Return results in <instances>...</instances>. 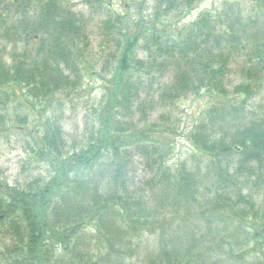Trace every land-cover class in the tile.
<instances>
[{
	"label": "trees",
	"instance_id": "trees-1",
	"mask_svg": "<svg viewBox=\"0 0 264 264\" xmlns=\"http://www.w3.org/2000/svg\"><path fill=\"white\" fill-rule=\"evenodd\" d=\"M3 1L0 0V6ZM30 1L35 0H9L4 15L0 11V37L10 34L19 40L22 36L24 39L39 36L33 41L34 50H14L10 65L0 59V105L6 110L20 94L32 107H40L36 109L39 119L34 125L38 128L32 151L49 168L46 177H38L22 187L0 184V224L8 219V227L17 235L19 263L52 264L56 252L72 253L78 248L83 241L82 231L100 227L106 234L102 257L87 256L70 264H129L133 235L146 228H158L163 233L168 224L167 211L192 209L202 188L211 196L208 198L211 206L200 212H187L183 218L191 216L190 223L195 225L193 217H200L208 228L209 238L210 231L222 234H214L212 242L203 241L206 247L202 258L191 249L187 254L185 250V255L179 253L172 238L160 240L156 254L147 264L220 263L221 257H213V246L241 261L246 253L255 252L254 247L263 248L264 211L256 206L252 193L244 192L252 177H255L254 191L264 189V115L249 121L242 115L246 102L264 80V32L261 30V37L252 34L254 20L239 19L244 16L231 12L230 8L225 21L223 18L216 21L210 11H205L177 33H163L155 30V22L181 8V1L187 7L193 2L157 0L150 29L136 26L131 35L121 29L115 32L118 37L112 40L116 64L111 87L107 89L106 113L100 114L99 126L81 147L68 150L60 123L61 112L50 108L58 96L74 93L81 86L83 50L78 49L82 45L86 48L87 37L81 19L68 9L67 19L56 18L62 0H46L34 19L22 20ZM260 5L264 9V2ZM260 12L264 16V10ZM1 14L15 18L10 27ZM115 30L114 23L106 24L109 34ZM146 30L152 33L150 37ZM141 39L145 40L141 48L147 52L146 63L134 56V48ZM239 56L243 57L240 73L244 82L235 86L228 98L224 78L230 71L229 64ZM170 65L175 66L176 72L169 83L161 84L160 78ZM135 66L145 73L133 71ZM145 90L147 94L156 91L155 102L159 105L200 91L216 98V102L205 106L201 119L186 135L193 154L201 155L196 168L187 171L181 162V169L174 173L162 161L164 154L156 141L142 131L134 132V126L124 121L123 116L130 114L135 101L144 115L145 107L139 100ZM117 115L123 122L117 120ZM20 122L32 124L33 120L23 116ZM138 154L150 159L151 169V176L140 185L131 176L132 159ZM199 176L206 183L198 182ZM156 187L162 189L166 201L153 203L150 194ZM250 215L252 230L240 228L238 225H245ZM170 221L176 231L185 227L176 218ZM228 223L235 225L230 227L231 232L227 231ZM181 235L190 236L192 232L187 227ZM231 241L243 250L236 252ZM249 242L251 246L247 248ZM260 253L262 259L258 256L254 263L248 264H264L262 250Z\"/></svg>",
	"mask_w": 264,
	"mask_h": 264
},
{
	"label": "rangeland",
	"instance_id": "rangeland-1",
	"mask_svg": "<svg viewBox=\"0 0 264 264\" xmlns=\"http://www.w3.org/2000/svg\"><path fill=\"white\" fill-rule=\"evenodd\" d=\"M3 2L7 3L8 0ZM192 2L191 6L187 7L184 1H181L179 4L181 8L177 9V11L174 10L168 16L160 17V21L155 22L157 23L155 30L175 34L178 30L187 27L198 14L205 11H210L216 21L219 18H223L225 21V17L230 14L229 9L231 8V12L240 13V15L244 16V19H239L254 20L255 25L251 29L253 31L252 34L255 37L258 34L260 37L263 36L264 16L260 11L264 9L260 3L264 2V0H192ZM67 3L69 9L81 19L84 35L87 37L86 48L82 45L78 49L83 50V57L80 60L84 65L81 86L74 93L58 96L57 101L50 108L52 111L54 109L56 113L61 112V128L66 141V149L70 150L79 148L85 143L92 133L91 131L99 126L100 114L106 113L104 105H107V89L111 87L110 79L116 64V58L114 59L115 43L112 40V38L118 37L115 32L121 29V32L125 31L127 35H131L135 32L136 26L137 28L150 29L154 23L157 0H103L101 2H95L94 0H68ZM35 5L38 6V0L30 1L29 10H27L28 14L26 13L22 20L30 21L34 19L38 13ZM1 12L4 11L1 10ZM12 17L10 15L6 16L7 27H10L15 20ZM107 23H114L116 26L114 33L109 34L106 31ZM151 34L150 30H146L147 36L150 37ZM247 34H250L249 29ZM149 37H146V41H149ZM8 41L9 39L0 38V59L8 65L12 62L11 57L14 50L18 52L24 48L34 50L35 47V42L32 40L26 43L22 41L19 44L8 43ZM143 42L145 40L142 41L141 39L136 44L134 56L137 60L146 63L147 52L141 48ZM108 63L110 65H107ZM242 63L243 57L239 56V58L235 57L229 64L230 71L224 78L227 91L229 92L228 98H230L233 88L244 82L240 73ZM106 66H108L107 72L104 70ZM138 68V66H135L133 71H137ZM138 71V74L145 73L142 69ZM175 72L174 65L168 66L160 78L161 84L169 83ZM146 91L141 93L139 100L145 107L144 115L138 109V102L135 101L131 105L130 114L123 116L124 121L127 120L134 126V132L139 133L142 131L156 141L154 143L157 148L164 154L162 161L174 173L181 169V162L185 164L187 171L196 168V163L200 160L201 155L193 154L195 151L189 142L186 141V135L193 130L194 124L201 119L205 106L216 102V98H212L200 91L198 94H188L173 103L159 105L155 102L156 91L154 93L151 91L149 94ZM36 109H40V107H32L28 100L20 94L17 101L7 105L6 110L2 109L0 105V184L3 182L9 186L18 185L22 187L29 182L35 181L38 177H46L48 174L49 168L47 164L41 162L36 153L32 151L34 150L33 142H36L34 138H36L35 135L38 128L34 125L39 119ZM117 110L120 111V109ZM120 112H123V110ZM243 114L246 121L256 116L264 115V80L260 82L255 95L246 102ZM23 116L31 117L33 123H21L20 119ZM117 120L123 122L120 115H117ZM238 120L241 124L243 123L242 119ZM151 156L155 155L151 154ZM149 160V158L140 154L133 156L131 176H133V180L137 185L143 183L144 178L151 176V169L148 165ZM254 178L252 177L250 182L247 183L248 187L244 192L247 194L252 193L250 196L254 198L256 206L263 212L264 189H260L257 192L254 191L252 186ZM198 182L206 183L200 176L198 177ZM154 192L150 194L152 201L154 200L153 203H159L160 200L166 201L163 198L162 189L160 190L156 187ZM208 198H211V196L208 197L206 190L202 188L199 191L198 201L192 209L181 208L175 213L167 211L166 219L168 220L166 222L168 224L163 233L158 228H146L138 231V233L136 232L133 235L131 247H129L131 256L128 257V263L147 264L149 259L156 254L160 240L165 242L168 238H172V245L178 248L177 251L179 253L185 255V250L187 254L191 249L202 258L203 250L206 247L203 241L212 242L214 234L221 235L222 233L210 231L211 236L209 238L207 235L208 228L200 221V217H193V222H195L197 227L190 223L192 221L191 216L188 217L189 220H184L183 217L187 212H200L211 206L208 203ZM171 218L180 220V225L185 227L180 228V231H176L174 224L171 225L170 223ZM252 221L253 218L250 215L246 218L245 225L241 223L237 225L240 228H245V230H252L249 225ZM8 226V219L3 224H0V264H20L21 252L18 250L20 243L16 233L14 234L13 229ZM233 226L228 223L226 226L229 227L227 231L231 232L232 229L230 227ZM187 227H189L192 235L183 237L181 232H184ZM98 228H88L82 231L83 241L78 248L74 249L72 253L56 252L54 254V263L52 264H70L75 260H82L83 257L87 259V256L96 257L97 259L102 257L105 252L106 243L104 241L106 234L100 227ZM5 229L7 233L4 232ZM232 241L231 243L236 248ZM250 246L251 242L248 243L247 248H250ZM241 247L244 246L242 245ZM226 248L227 246L224 247L225 250ZM254 248L255 252L246 253L247 255L241 261L234 256L216 250L217 246H213L212 254L216 259L221 257L220 263L216 264H248L249 262L254 263L256 260L254 258L258 256L262 259L260 250H262L264 256V247ZM236 249V252L243 250L240 248Z\"/></svg>",
	"mask_w": 264,
	"mask_h": 264
},
{
	"label": "flooded vegetation",
	"instance_id": "flooded-vegetation-1",
	"mask_svg": "<svg viewBox=\"0 0 264 264\" xmlns=\"http://www.w3.org/2000/svg\"><path fill=\"white\" fill-rule=\"evenodd\" d=\"M67 1L68 0H62V7H61V11L63 10V12H61V11H59V12H57L56 14H58V15H56V18H58V19H62V20H65V19H67V17H68V15H67V13H66V10L68 9L72 14H73V12L69 9V6H68V3H67ZM110 1V0H109ZM45 2H46V0H38V6H36L35 5V7H36V9H37V11L39 10V8H40V6H43L44 4H45ZM9 4V0H8V2L7 3H3L1 6H0V11L1 10H3V11H5V7L7 6ZM110 4V3H109ZM61 12V13H60ZM3 13V12H2ZM3 15H4V13H3ZM2 14H1V16H2V19H4L5 20V17L3 16ZM1 18V17H0ZM7 32V31H6ZM7 34H8V32H7ZM14 37H15V35L14 36H11L10 34H8V35H6V38H3V39H9V41H8V43H12V44H19L20 42H22V41H25V43L26 42H28L29 40H32V41H36L38 38H39V36L38 35H30V36H28L26 39H24V37L22 36V37H20V39L19 40H14ZM0 38H2V37H0ZM13 39V40H12ZM11 40V41H10ZM13 41V42H12ZM36 43V42H35Z\"/></svg>",
	"mask_w": 264,
	"mask_h": 264
}]
</instances>
